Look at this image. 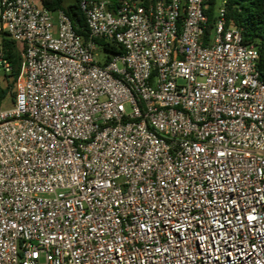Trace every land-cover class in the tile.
<instances>
[{"label":"built area","instance_id":"obj_1","mask_svg":"<svg viewBox=\"0 0 264 264\" xmlns=\"http://www.w3.org/2000/svg\"><path fill=\"white\" fill-rule=\"evenodd\" d=\"M106 4L78 0L84 40L60 10L0 0L19 51L0 103V264H264L256 48L223 2L207 41V0ZM11 70L0 44V83Z\"/></svg>","mask_w":264,"mask_h":264},{"label":"trees","instance_id":"obj_2","mask_svg":"<svg viewBox=\"0 0 264 264\" xmlns=\"http://www.w3.org/2000/svg\"><path fill=\"white\" fill-rule=\"evenodd\" d=\"M39 4L49 12L62 11L70 20L75 31L84 39L87 38L84 16L81 13L78 0H38ZM106 7L114 11L121 0H104ZM223 2L226 26L229 24L240 30L242 43L252 45L258 52L257 69L264 71V0H207V25L204 39L208 40L209 33L215 20V10ZM0 44L5 59L11 65V73L6 75L0 83V103L7 96H14L13 87L19 73V51L14 42L0 36ZM110 54H119L120 48L107 43H97Z\"/></svg>","mask_w":264,"mask_h":264},{"label":"rangeland","instance_id":"obj_3","mask_svg":"<svg viewBox=\"0 0 264 264\" xmlns=\"http://www.w3.org/2000/svg\"><path fill=\"white\" fill-rule=\"evenodd\" d=\"M97 54L99 55V56H101V57H103L104 55H105V53L101 50V49H97ZM10 98H13L12 96H10ZM9 98V96H7L6 98H5V100L3 101V102H1V106L3 107V108H7V107H10L11 106V99Z\"/></svg>","mask_w":264,"mask_h":264}]
</instances>
